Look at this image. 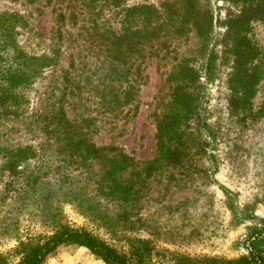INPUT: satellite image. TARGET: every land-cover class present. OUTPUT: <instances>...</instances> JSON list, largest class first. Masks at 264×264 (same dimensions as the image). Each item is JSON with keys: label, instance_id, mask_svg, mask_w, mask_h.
I'll list each match as a JSON object with an SVG mask.
<instances>
[{"label": "rangeland", "instance_id": "rangeland-1", "mask_svg": "<svg viewBox=\"0 0 264 264\" xmlns=\"http://www.w3.org/2000/svg\"><path fill=\"white\" fill-rule=\"evenodd\" d=\"M97 3L0 0V13H16L26 21V27L16 29V39L24 53L42 55L54 48L57 51L55 66L32 84L23 116L0 124L4 143L30 146L38 155L35 166L41 167L43 175L48 173V182L33 195L38 199L15 206L11 201L0 204V254L5 255L8 264H16L19 257L14 252L18 243L15 237L24 240L26 236L48 233L41 217L59 205L71 226L85 229L118 249H126V243L131 241L149 245V264H175V257L200 260L239 257L246 252L247 227L252 222L236 224L229 199L237 207L239 217L252 215L264 219V117L255 123H250V115H245L246 121L242 123L231 118L226 108L225 74H221L225 69L221 44L226 32L224 21L228 13H237L242 3L235 5L228 0L206 3L212 12L213 26L208 54L216 57L217 72L205 85V106L207 122L217 133L207 154L196 159L202 171H188V167L181 170L183 173L165 169L149 177L142 169L143 163L156 155L153 113L157 99L168 94L166 77L176 63L193 58L197 59V66L201 64L198 60L201 40L194 30H185L179 36L168 33L153 40L144 50V78L137 83L134 74L130 77L137 90L134 100L123 107L114 102L108 109L104 107V75L111 63L107 50L119 45L104 41V30L96 27L104 25V13L97 12ZM143 4L160 11L164 4L171 5L173 8L166 12L176 21L185 16L174 13L180 12L177 10L183 0H121L120 8ZM110 18L107 14L106 25L119 30L121 16ZM248 37L264 68V20L250 22ZM134 42H120V48L126 49ZM130 60L133 72L140 58L133 54ZM200 80L205 82L204 77ZM262 101L264 75L254 97V108ZM58 108L88 133L103 154L121 152L133 158L134 163L120 177L127 182L132 180L133 191H137L134 200L105 196L101 161H86V166L79 167L66 152L51 147L49 138L40 131L41 114ZM136 171L140 173L139 179ZM63 173L69 175L68 180L61 178ZM258 226L264 227V222L260 221ZM44 264L104 263L85 248L61 246Z\"/></svg>", "mask_w": 264, "mask_h": 264}, {"label": "trees", "instance_id": "trees-1", "mask_svg": "<svg viewBox=\"0 0 264 264\" xmlns=\"http://www.w3.org/2000/svg\"><path fill=\"white\" fill-rule=\"evenodd\" d=\"M92 1L98 2L97 12L104 13V25H96L104 30V41L119 45L115 49L107 50L111 63L110 69L104 75V107L108 109L114 102L118 107H123L134 100L137 90L131 85L130 77L134 74L137 83L144 78L142 64L148 44L160 35L167 36L171 33L179 36L185 30L196 32L201 40L198 45V60H201V64H195L197 59H183L168 73V94L157 99L153 113L156 123V155L152 160L143 163L142 171L148 177L165 169L183 173L181 170L188 167V171L201 172L196 159L207 154L217 133L207 122L205 106V85L209 83L211 75L217 72L216 57L208 54L213 26L212 12L206 6L207 0H183L184 4L177 10L180 12H174L185 15L178 21L167 14L166 11L173 8L168 4H164L160 11L145 4L120 8L121 0ZM201 1L205 3L201 4ZM228 2L235 5L242 3L243 6L237 13H228L224 21L226 32L221 44L225 71H221V74H225L226 108L231 118L240 119L242 123L246 121L245 115H250V123H255L264 117L263 101L254 108V97L264 75V68L258 61L260 56L257 48L248 37V28L250 22L264 20V0ZM107 14L111 18L117 14L121 16L118 21L119 30L113 25H106ZM62 19L63 16L60 17ZM25 23L19 14L0 13V124L23 116L28 103V92L35 79L57 63L55 48L42 55H28L20 49L16 29L26 27ZM126 41L130 44L134 42L133 46L120 48V42ZM133 54L140 58V62L132 72L134 65L130 63V58ZM201 77L205 78V82H201ZM70 94L75 97L73 92ZM41 116L43 127L40 131L49 138L51 147L58 152H66L71 156L70 159H75L79 167L86 166V161H101V181L104 183L105 196L110 197L109 199L134 200L137 191H133L132 180L127 182L120 177L134 163L133 158L121 152L103 154L88 133L83 132L74 120H69L61 108L50 110ZM37 159L36 151L30 146L8 145L0 135L1 205L11 201L15 206L33 198L38 199L33 195L42 184L48 182V173L43 175L41 167L35 166ZM135 175L139 179L140 173L136 171ZM64 177L69 179L67 173L62 174L61 178ZM62 189L69 190L65 187ZM229 208L236 224L252 222L247 227V245L244 247L246 252L228 260L175 257V264H264V227L258 226L264 219L258 220L252 215L239 217L238 209L230 199ZM49 211L51 212L46 211L47 214L41 217L43 225L48 227V233L26 236L24 240L15 237L18 243L14 252L19 257L16 264H44L61 246L85 248L104 264H149V245L143 246L131 241L126 243V249H118L85 229L71 226L64 219L59 205ZM0 264H8L3 254H0Z\"/></svg>", "mask_w": 264, "mask_h": 264}]
</instances>
